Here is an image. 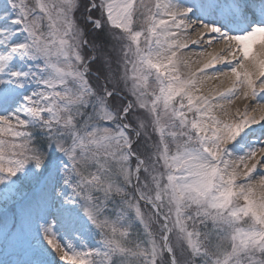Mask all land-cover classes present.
Instances as JSON below:
<instances>
[{
    "label": "snow or ice",
    "instance_id": "1",
    "mask_svg": "<svg viewBox=\"0 0 264 264\" xmlns=\"http://www.w3.org/2000/svg\"><path fill=\"white\" fill-rule=\"evenodd\" d=\"M0 264H264V0H0Z\"/></svg>",
    "mask_w": 264,
    "mask_h": 264
},
{
    "label": "bare ground",
    "instance_id": "2",
    "mask_svg": "<svg viewBox=\"0 0 264 264\" xmlns=\"http://www.w3.org/2000/svg\"><path fill=\"white\" fill-rule=\"evenodd\" d=\"M192 39H196V37L193 36ZM193 51H199V49L194 47ZM194 59H195V57H194ZM223 86H228V85H227V83H225V85H223ZM245 103H248V101L243 100V98H241V100L237 101V104L239 105L240 111L244 110V104Z\"/></svg>",
    "mask_w": 264,
    "mask_h": 264
}]
</instances>
